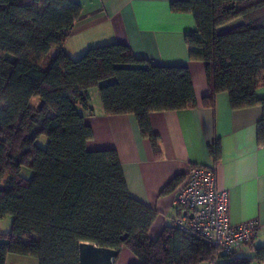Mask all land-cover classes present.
Instances as JSON below:
<instances>
[{"label": "trees", "instance_id": "trees-1", "mask_svg": "<svg viewBox=\"0 0 264 264\" xmlns=\"http://www.w3.org/2000/svg\"><path fill=\"white\" fill-rule=\"evenodd\" d=\"M169 8L193 16L184 41L189 59L204 65L203 104L213 107L226 92L233 109L259 105L256 141L264 146V98L255 94L264 84V0H174ZM82 17L76 0H0V219L11 216L10 230L0 233V264L8 254L78 264L81 242L125 246L137 258L130 264L264 263V246L253 258L226 254L174 225L148 236L157 213L129 194L117 152L86 147L88 90L98 88L104 114L134 115L159 158L148 115L196 107L191 76L184 65L152 64L116 41L72 58L63 44ZM41 135L45 147L36 144ZM218 149L209 147L215 159ZM23 166L30 178L21 176Z\"/></svg>", "mask_w": 264, "mask_h": 264}, {"label": "crops", "instance_id": "crops-1", "mask_svg": "<svg viewBox=\"0 0 264 264\" xmlns=\"http://www.w3.org/2000/svg\"><path fill=\"white\" fill-rule=\"evenodd\" d=\"M101 1V16L89 24L106 28L107 36L100 41L127 44L136 57L155 65L186 66L197 106L149 113V124L158 137L161 153L155 158L151 143L141 135L135 116L104 114L101 101L91 105L89 89L88 103L93 111L84 112V119L93 136L86 143L87 149H114L117 152L129 194L157 213L148 231L150 238L164 226L173 225L179 215L171 201L189 167L214 166L216 186L227 192L230 223L256 219L261 226L260 234L235 254L253 258L254 249L264 246V146H259L256 141L261 107L233 109L226 92L215 95L213 107L203 104L208 93L204 65L189 59L184 41V34L195 30V22L191 14L170 10L169 4L174 0ZM64 49L71 56L69 50ZM55 52L52 50L51 56ZM255 94L259 99L264 98V84ZM214 143L219 146L217 159L209 153V147ZM175 177H181V181L165 192V187ZM136 261V256L123 246L114 264ZM5 264L38 263L33 257L8 254ZM251 264L264 263L252 259Z\"/></svg>", "mask_w": 264, "mask_h": 264}, {"label": "built area", "instance_id": "built-area-1", "mask_svg": "<svg viewBox=\"0 0 264 264\" xmlns=\"http://www.w3.org/2000/svg\"><path fill=\"white\" fill-rule=\"evenodd\" d=\"M227 201L226 190L216 186L215 167L192 165L173 193L171 204L180 212L173 225L226 254L238 253L260 234L261 226L256 219L230 223Z\"/></svg>", "mask_w": 264, "mask_h": 264}, {"label": "rangeland", "instance_id": "rangeland-1", "mask_svg": "<svg viewBox=\"0 0 264 264\" xmlns=\"http://www.w3.org/2000/svg\"><path fill=\"white\" fill-rule=\"evenodd\" d=\"M82 9V18L78 20L73 26L69 36L64 42V47L69 50L72 58H77L82 54V52L90 47L95 45H100L105 43L102 38L107 36L106 28L102 26L89 25L95 23L97 17L101 16L99 9H101L102 1L101 0H76ZM108 2V1H107ZM104 3V1H103ZM109 3V2H108ZM89 25V26H88ZM103 42V43H102ZM82 47V49H81ZM82 50V51H81ZM91 96V105L97 100H100L99 91L96 92V87L90 88ZM98 90V88H97ZM29 104L33 107L39 104L37 97L30 99ZM47 143V138L44 135L39 136L36 139V144L40 147H45ZM21 176L25 178H30L31 170L23 166L21 168ZM11 216H6L0 219V233H5L10 230ZM132 253V252H131Z\"/></svg>", "mask_w": 264, "mask_h": 264}, {"label": "water", "instance_id": "water-1", "mask_svg": "<svg viewBox=\"0 0 264 264\" xmlns=\"http://www.w3.org/2000/svg\"><path fill=\"white\" fill-rule=\"evenodd\" d=\"M118 254L116 249L81 242L78 247V264H114Z\"/></svg>", "mask_w": 264, "mask_h": 264}]
</instances>
